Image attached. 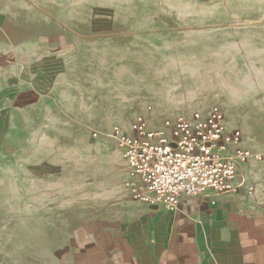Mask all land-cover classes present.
<instances>
[{
    "label": "rangeland",
    "instance_id": "374dc122",
    "mask_svg": "<svg viewBox=\"0 0 264 264\" xmlns=\"http://www.w3.org/2000/svg\"><path fill=\"white\" fill-rule=\"evenodd\" d=\"M10 1L0 46L12 48L13 61L24 42L81 55L61 98L25 119L29 132L21 119L14 133L0 127V264H61L82 221L121 216L117 203L135 201L109 134L129 132L136 115L164 128L172 114L217 105L242 132L241 147L263 150L264 0ZM87 60L106 64L103 79L84 73Z\"/></svg>",
    "mask_w": 264,
    "mask_h": 264
},
{
    "label": "crops",
    "instance_id": "0c3cea01",
    "mask_svg": "<svg viewBox=\"0 0 264 264\" xmlns=\"http://www.w3.org/2000/svg\"><path fill=\"white\" fill-rule=\"evenodd\" d=\"M7 3L11 1L0 0L1 22L9 15L4 9ZM55 34L71 43L66 31ZM64 48L59 43L35 48L24 42L15 47L17 61H13L12 48L0 46V127L7 125L8 133L21 127L20 119V131L29 132L25 119L45 116L52 107L45 100L61 98V83L76 77L81 48L62 54ZM82 66L87 68L84 73L99 74L101 79L107 74L106 64L87 60ZM209 110L205 107L201 114ZM172 115L189 116L185 111ZM225 126L230 130L226 119ZM121 155L124 159L123 151ZM235 179L240 185L237 191L186 197L171 211L124 199L117 203L121 216L101 213L82 221L74 236L80 237L81 245L75 246L70 238L60 263L264 264V163L249 159L239 166Z\"/></svg>",
    "mask_w": 264,
    "mask_h": 264
},
{
    "label": "built area",
    "instance_id": "2783aa9c",
    "mask_svg": "<svg viewBox=\"0 0 264 264\" xmlns=\"http://www.w3.org/2000/svg\"><path fill=\"white\" fill-rule=\"evenodd\" d=\"M109 135L123 151L131 198L169 211L186 197L237 191L239 166L249 159L264 163V147L259 152L241 147L242 132L226 129L217 105L205 116L168 119L164 128L151 129L136 115L129 132L115 128ZM92 136L102 137V132L94 130Z\"/></svg>",
    "mask_w": 264,
    "mask_h": 264
}]
</instances>
